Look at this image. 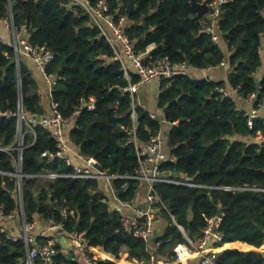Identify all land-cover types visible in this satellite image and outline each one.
<instances>
[{
    "label": "trees",
    "instance_id": "obj_1",
    "mask_svg": "<svg viewBox=\"0 0 264 264\" xmlns=\"http://www.w3.org/2000/svg\"><path fill=\"white\" fill-rule=\"evenodd\" d=\"M99 1L92 0L93 4ZM130 2L113 0V13L127 15L125 33L137 54L156 45L144 56L147 63L168 57L173 63L187 62L193 68L207 69L222 64L227 57L207 31L213 20L196 21L190 0H135L129 14ZM11 16L17 29L23 24L28 26L33 45L46 46L54 54L48 69L63 78L54 98L61 103L66 117L72 116L82 101L96 100V109H82L68 132L72 144L84 156L96 158L110 175L135 174L139 162L133 144V100L124 91L129 82L121 62L114 58L113 49L89 15L70 0H0V17ZM219 30L231 51V88L238 89L244 100L256 93L255 108L264 107V76L256 78L264 64V0H228L221 7ZM16 57L14 47L0 42V112H17L22 101L26 113L41 116L40 99L33 92L34 80L22 62L17 64ZM65 59L67 63L63 65ZM138 80V76L132 77L133 83ZM218 87L226 88V84L197 80L188 74L161 80L158 107L164 121L173 125L168 145L175 157L161 169L176 181L191 178L189 183L194 186L159 183L156 187L194 242L202 237L207 220L223 209L219 228L224 241L230 245L247 244L250 250L227 248L217 256V264H264V143H256L255 138L264 133V116L249 128L247 112L236 109L238 98L223 96ZM136 110V136L141 143L149 142L162 130V123L141 106ZM17 128V118H0V147L15 144ZM34 129L36 141L33 144V136L27 135L22 155V170L27 176L23 179L26 221L33 222L38 216L53 220L65 235L75 233V229L76 233H85L90 244L83 254L96 264H117L103 261L102 254L105 251L119 257L124 249L134 264L149 261V245L123 228L119 212L110 213L97 190V180L38 177L73 170L58 158L53 162L41 158L46 151L56 153V142L51 129L39 125ZM18 157V150L0 151V172H15ZM125 182L113 180L118 196L129 202L136 198L143 183L130 180L125 191ZM17 188L16 177L0 173V207L7 215L20 210ZM160 213L167 217L169 225L155 240V244L162 242L158 261L160 255L173 261L175 250L188 241L169 214ZM46 239L38 240L39 244ZM56 249L51 264H80L75 255L62 253L60 242ZM27 254L25 243L11 241L0 225V264H27ZM34 264L44 262L38 257Z\"/></svg>",
    "mask_w": 264,
    "mask_h": 264
},
{
    "label": "built area",
    "instance_id": "obj_2",
    "mask_svg": "<svg viewBox=\"0 0 264 264\" xmlns=\"http://www.w3.org/2000/svg\"><path fill=\"white\" fill-rule=\"evenodd\" d=\"M73 4L80 6L89 15L92 24L98 28L101 35L107 40L108 44L114 51V58L119 60L123 66L124 73L129 80V85L124 88L125 92H128L133 100V107L131 110V117L133 119V144L137 153L139 162V168L135 174L120 176L110 175L105 170L102 172L98 166L101 165L99 161L94 157H86L80 152L73 150L71 142L68 139V132L72 129L75 121L80 116L83 107L89 111L96 109V100L90 98V101H82V105L75 110L72 116L66 117L62 112V105L55 100L54 91L57 88L59 82L63 80L62 76L56 73L50 72L48 69L49 64L54 59V54L47 49L46 46L33 45L30 42L29 35L27 33L28 26L23 24L17 29L13 22V17L9 19H2L0 17V25L11 31L12 38L5 39L0 38V42L4 45H10L14 47L17 54L16 62L18 65L21 63L22 56H27L33 59L39 71L44 77L48 85L49 96L51 98L52 113L48 116L41 117V120L36 119L37 114L26 113L23 108V104L19 105L17 112L5 111L0 112V118H17L18 128L15 137V144L10 147H0V151L18 150L19 157L15 161V172H0L4 175L16 177L18 179V190L22 192L23 179L27 177L22 170L23 167V150L25 149V141L27 135L33 136V144L36 141L37 134L34 126L39 125L46 129L53 131V136L56 142V153L46 151L42 154L41 158L47 159L49 162H53L56 158L62 160L66 167L71 168L73 171L69 173H52L48 175H38V177H44L49 180H55L59 178H74L83 180H114L124 179L125 182L122 188L126 191L129 189L130 180H137L145 184L147 188V207L137 209L132 216H122L123 228L135 235L136 237L144 240L150 247L151 256L150 260L144 264H160L158 261V249L162 242L156 243V246L152 247V243L157 239V212L166 211L172 218L174 224L183 231L188 244L182 245L175 250L176 259L172 264H190L189 257H191L190 250L194 253L200 261L197 264H217L218 247L222 246L224 241V235L220 231L221 218L218 216L209 218L207 220L206 227L202 230V237L198 241H192L188 235L185 234L183 227L177 222L170 209L164 204L157 190V184H178L188 185V181L181 182L171 179L163 173L161 167L164 163L174 160L173 157L167 156L162 147L164 144V138L161 132L154 135L149 142L141 143L136 136V128L138 124V114L136 110V98L140 87L145 85H151L154 83H160L163 78H173L180 75H187L189 64L187 62L173 63L168 57L158 58L152 62L147 63L144 56L149 53L137 54L135 47L131 39L125 33V27L127 26L128 18L126 14H120L116 16L113 13L112 3L113 0H100L97 4H93L92 0H70ZM228 0H208L210 7V19L213 20L212 26L207 27V31L213 35V40L217 43V36L214 35L213 25L219 26V19L222 5L226 4ZM127 61L133 64L135 73L139 77V80L135 83L132 82V78L129 74L127 67ZM227 65L226 62L221 64ZM209 67L207 69H210ZM225 97L231 96L226 88H217ZM261 89V87H260ZM238 92V89L235 90ZM257 97L256 93L250 94L246 101L252 103ZM240 111L239 108H236ZM260 109L255 108L250 114H248V127L253 128L254 122L259 118ZM154 120L160 119L155 113H150ZM162 123V122H160ZM259 143H264V133H258L255 137ZM72 156L77 158L81 163L76 164ZM117 200L122 204L126 202L119 199ZM23 204V202H22ZM21 205V204H20ZM13 216L5 213L4 207H0V220L9 219ZM53 224V228H57L53 220H50ZM36 226L35 220L33 222H27L24 218V234L20 237L10 236L8 238L11 241L25 243L28 249L27 264H34L35 260L39 257L43 260L44 264H51L53 256L57 253L56 245L59 242L57 238L48 239L44 244H39L32 232ZM73 242L81 249L85 250L89 247L90 241L87 239L85 233H73ZM155 245V244H154ZM89 264H96L95 261L86 257ZM66 264V263H64ZM72 264V263H68Z\"/></svg>",
    "mask_w": 264,
    "mask_h": 264
},
{
    "label": "crops",
    "instance_id": "obj_3",
    "mask_svg": "<svg viewBox=\"0 0 264 264\" xmlns=\"http://www.w3.org/2000/svg\"><path fill=\"white\" fill-rule=\"evenodd\" d=\"M204 18H210L209 15H207ZM203 19V18H202ZM201 19V20H202ZM214 28V35L217 36V43L219 42L220 46L222 47L223 52L227 56L223 62H226L227 65L222 66L221 64L218 66H213L210 69H197L193 67H189L188 69V75L191 76L194 79L197 80H207V81H213L217 83H225L226 84V89L229 91L231 94V97L238 98L239 105L237 108H239L240 111L245 110L247 114H250L254 109H255V100L250 103L247 102L246 100L242 99L237 92H235L234 89L231 88L229 84V75H230V70L228 67V57L231 55L230 49L227 47L223 40V35L221 34L219 30V26L213 25ZM210 33V32H209ZM0 38H5V39H11L12 38V33L11 31L7 30L3 26L0 25ZM149 52H152L155 50L157 47L156 45H151L148 47ZM263 51V58H264V50ZM21 62L26 66L27 70L29 71V74L32 76L34 80V85H33V92L36 93L39 96L40 99V109H41V117L42 116H48L52 113L51 109V98L49 96V90H48V85L46 81L44 80L43 75L39 71L38 67L36 66L35 62L33 59L27 56H22ZM127 67L129 70V74L131 78L135 75V68L133 64H131L129 61H127ZM125 74V73H124ZM264 76V64L262 69L257 73L256 78L261 80L262 77ZM126 77V75H125ZM127 79V77H126ZM129 82V80L127 79ZM159 87L160 83H154L151 85H145L139 88L137 94L135 95L136 98V106H141L142 108L148 110L150 113H155L159 117H163L162 111L158 107V95H159ZM22 103V102H21ZM260 109L259 111V117L264 116V107L258 108ZM76 123V121H75ZM74 126V125H73ZM72 126V127H73ZM172 124L168 123L167 121L162 122V130L160 131L163 138H164V144L162 147V151L169 157H173L175 160V157L173 156L171 149L168 145V134L171 131ZM68 139L71 142V139L68 134ZM238 139V138H235ZM254 140V139H253ZM256 143H259L256 141ZM72 144V142H71ZM73 147L74 151L80 152L79 148H76L75 145H71ZM81 153V152H80ZM73 161L76 164H80L81 162L72 156ZM173 160V161H174ZM16 161V160H15ZM15 161H14V166H15ZM171 161V162H173ZM98 181L99 186L97 190L99 193L102 194L104 197V201L108 204L109 206V211L111 214L115 212H119L121 216H132L134 212L137 209H142L147 207V188L145 184H143L140 188V191L138 192L136 198L132 201L126 202L127 204L122 205L118 200V192L117 189L114 186L113 180H99L95 179ZM187 181V180H186ZM97 190H93V193L98 192ZM18 195H19V212L14 213L13 216L9 219H4L0 221V225L2 226V231L6 232L7 235L10 236H15V237H20L24 234V218H25V211H23V189L22 192H19L18 188ZM119 197V196H118ZM121 200V198L119 197ZM123 201V200H122ZM222 210V218L221 222L224 217V212ZM219 209V210H220ZM157 212V221H156V226H157V234L163 235L165 233V230L168 228V219L165 215H162L158 210ZM219 214V211H218ZM217 214V216H218ZM193 213L192 211H189V218L192 219ZM35 223L36 226L32 232V235L37 238V240H42L43 238H47L44 240V243L48 241V239L51 238H69L72 240V235H65L62 233V227L60 225L57 226V228H53V224H51L50 220H45L41 217H35ZM184 229V228H183ZM185 231V230H184ZM183 233V231H181ZM185 234L187 235L186 231ZM157 236V237H158ZM183 236L185 237L184 233ZM46 241V242H45ZM39 243V242H38ZM74 243V242H73ZM155 241L152 243V247L156 246ZM62 253L65 254L66 256L71 257V255H75L76 260L79 261L80 264H89L86 260V256L83 254V250H81L75 243L72 248H68L66 244L62 245ZM227 248H237L241 251H248L250 248L247 246V244L244 243H237L235 245H230L225 242L222 246H219L218 249V255L221 251L227 249ZM159 251V249H158ZM157 251V253H158ZM264 252V250H263ZM190 253L192 254L191 257H189V263L190 264H197L200 259L192 253L190 250ZM160 255V254H159ZM160 264H172L175 260L170 261L167 259L165 255H160ZM89 258V257H88ZM166 258V259H165ZM91 259V258H90ZM102 260L103 261H113L117 264H134L130 259H129V252L127 249H124L123 252H121L119 257L113 256V254L108 253V252H103L102 254ZM140 264H144L143 262Z\"/></svg>",
    "mask_w": 264,
    "mask_h": 264
},
{
    "label": "water",
    "instance_id": "obj_4",
    "mask_svg": "<svg viewBox=\"0 0 264 264\" xmlns=\"http://www.w3.org/2000/svg\"><path fill=\"white\" fill-rule=\"evenodd\" d=\"M190 3H191V6L193 8V11L195 13V17L194 19L198 22H201V19L206 17L207 15L210 14V7H209V4H208V0H190ZM135 8V0H131L129 6H128V13H132V11L134 10ZM264 49V48H263ZM67 63V59L64 60L63 62V65H66ZM22 102V101H21ZM22 105V103H21ZM83 109H85V107H83ZM36 119L38 121L41 120V116H36ZM160 122H164V117H160L159 119ZM90 133H91V130L89 129L88 132H87V136L89 137L90 136ZM99 170L100 171H104V168L102 167V165H99L98 166ZM188 182H191L192 179L191 178H187L186 179ZM23 206V211H24V205ZM223 214H222V210L220 209L219 210V214H218V217L219 218H222ZM75 232H76V229H75ZM59 242L64 245L66 244L68 246V248H72L74 243L72 242L71 239L69 238H60L59 239Z\"/></svg>",
    "mask_w": 264,
    "mask_h": 264
}]
</instances>
